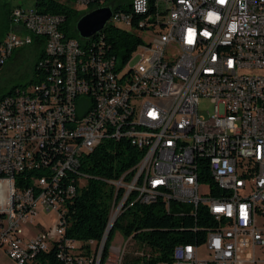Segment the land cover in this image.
<instances>
[{"label": "built area", "instance_id": "obj_1", "mask_svg": "<svg viewBox=\"0 0 264 264\" xmlns=\"http://www.w3.org/2000/svg\"><path fill=\"white\" fill-rule=\"evenodd\" d=\"M131 4L106 26L140 38L128 58L108 57L103 40L87 48L104 31L79 40L62 31L61 15L12 8L0 71L15 50L43 38L38 68L48 75L0 100V249L13 264H40L38 256L57 246L61 259L85 263L81 244L66 236L69 204L88 180L82 164L98 148L117 146L135 165L109 182L115 196L123 192L110 221L135 203L168 212L177 203L185 207L179 214L192 215L203 207L214 228L200 245L176 246L173 264L262 262L264 0ZM203 100L212 106L208 119ZM41 211L59 216L54 228H32Z\"/></svg>", "mask_w": 264, "mask_h": 264}, {"label": "trees", "instance_id": "obj_2", "mask_svg": "<svg viewBox=\"0 0 264 264\" xmlns=\"http://www.w3.org/2000/svg\"><path fill=\"white\" fill-rule=\"evenodd\" d=\"M73 0H36L35 9L39 13L61 15L65 18L62 31L68 37L81 40L73 21L79 20L82 14L72 7ZM132 0L125 5L117 6L115 12H129ZM92 8V6L90 7ZM5 21L11 24L12 7L4 6ZM152 11V10H151ZM141 18V17H140ZM8 30V24L4 25ZM0 28V36L3 35ZM103 40L106 45L107 56H122L128 58L137 46L142 42L140 38L113 26H108L104 33L88 43L90 48ZM44 39L36 38L32 45L37 57L34 65L33 78L28 85L12 87L4 93L0 100L15 94L19 89L31 85H37L43 81V75H48L47 70L38 68L39 62L46 59L44 51ZM117 153L112 155L106 148H98L86 162L82 164V170L88 176V185L81 189L72 203L69 204L67 215L69 227L66 231L67 238L77 240L81 244L82 257L86 260L83 264H106L110 257L113 235L120 231L125 238L133 239L140 247H147L149 253L145 259L135 258L127 260L126 264H173V252L178 245H200L206 237L207 231L214 228L213 218L208 210L198 208L196 215L190 213L179 214L184 210V205L172 203V211L168 212L160 204L142 205L135 203L130 209L122 213L116 220L103 247L101 257L97 258V250L94 245L100 246L107 231L114 204H119L123 198L120 191L115 196L116 189L109 182L119 180L124 172L131 169L135 162H124L119 147L112 146ZM125 153L134 154V148L127 145ZM207 182L214 185V181L207 178ZM137 195L132 194L128 198V205L135 202ZM59 246L49 253L38 256L40 264H77L68 262L59 257ZM148 256V257H147Z\"/></svg>", "mask_w": 264, "mask_h": 264}, {"label": "rangeland", "instance_id": "obj_3", "mask_svg": "<svg viewBox=\"0 0 264 264\" xmlns=\"http://www.w3.org/2000/svg\"><path fill=\"white\" fill-rule=\"evenodd\" d=\"M36 0H0V28L3 29V35L0 36V41L3 40L8 32L11 30V24L5 21L4 18V6L5 4L13 7L22 6L24 8H35ZM128 3V0H108L102 6H92L89 9H81L79 12L82 16L86 15L90 11L97 9L99 7L111 6L112 9H116L117 6L125 5ZM78 20H74L73 23L77 24ZM8 24V30L4 29V25ZM37 57L35 56L31 46H26L21 49L15 50L12 58L0 71V97L8 92L12 87L17 86L21 87L28 85L33 78L34 65L36 64ZM207 111H212V106L209 101L203 100L200 106V114L202 117L209 118ZM109 152L112 155L117 153L116 149H110ZM88 181L85 183V187L88 185ZM59 216L54 213H46L41 211L39 216L31 225L32 228L37 231L40 230L38 226L40 225L42 229L49 230L54 228L58 223ZM28 235L32 232L30 229H27ZM94 249L97 250V258L101 257L103 247L94 245ZM102 249V250H101ZM149 253L147 247H140L133 239L129 241L128 238H125L122 233L118 230L114 232L112 247L110 249V257L106 264H126L127 260L140 258L145 259V255ZM148 257V256H147ZM262 262L257 264H264V254L261 255ZM0 264H13V261L10 260L9 256L4 250L0 249ZM139 264H143V261H140Z\"/></svg>", "mask_w": 264, "mask_h": 264}, {"label": "water", "instance_id": "obj_4", "mask_svg": "<svg viewBox=\"0 0 264 264\" xmlns=\"http://www.w3.org/2000/svg\"><path fill=\"white\" fill-rule=\"evenodd\" d=\"M113 16V9L111 6H105L101 8L94 9L82 16L77 24L76 29L82 39L89 40L97 37L107 26V23ZM117 219L109 222L107 231L104 235L101 248L104 247L106 240L111 233L114 224ZM102 250V249H101Z\"/></svg>", "mask_w": 264, "mask_h": 264}, {"label": "bare ground", "instance_id": "obj_5", "mask_svg": "<svg viewBox=\"0 0 264 264\" xmlns=\"http://www.w3.org/2000/svg\"><path fill=\"white\" fill-rule=\"evenodd\" d=\"M205 187L206 188H214V185H211L210 183L207 182V180H205Z\"/></svg>", "mask_w": 264, "mask_h": 264}]
</instances>
